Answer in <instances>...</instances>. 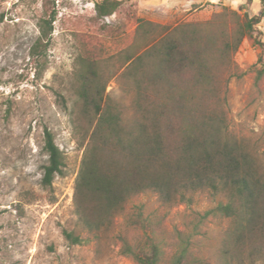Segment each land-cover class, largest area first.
Here are the masks:
<instances>
[{
    "label": "trees",
    "instance_id": "trees-1",
    "mask_svg": "<svg viewBox=\"0 0 264 264\" xmlns=\"http://www.w3.org/2000/svg\"><path fill=\"white\" fill-rule=\"evenodd\" d=\"M260 1L261 12L253 17L224 10L209 20L174 27L141 20L133 42L114 53L80 41L71 79L77 96L72 113L80 124L84 153L74 201L88 233L111 229L127 201L144 191H153L165 207L190 205L196 193L209 191L222 198L193 216L192 230L178 232L177 250L167 264H206L190 244L209 218L230 220L219 251L224 264H257L264 258V162L229 133L227 107L229 81L242 75L234 56L243 39L254 36L264 52L259 33L253 35L264 17ZM122 2L95 1L96 17L115 14ZM230 14L236 17L232 26L226 22ZM55 20L51 12L38 22L40 35L31 48L38 76L48 64ZM120 69L135 88L136 115L130 121L106 90ZM44 150L48 161L42 184L52 190L66 161L47 127ZM128 219L144 230L154 221L144 215L142 205ZM63 233L72 245L90 241L75 230L64 228ZM122 238V251L138 263L166 264L162 241L153 235L148 240L151 252Z\"/></svg>",
    "mask_w": 264,
    "mask_h": 264
},
{
    "label": "rangeland",
    "instance_id": "rangeland-1",
    "mask_svg": "<svg viewBox=\"0 0 264 264\" xmlns=\"http://www.w3.org/2000/svg\"><path fill=\"white\" fill-rule=\"evenodd\" d=\"M97 0H0V264H140L122 251L126 237L135 247L151 252L149 237L162 241L163 262L177 250L178 232L192 230L191 220L214 207L222 198L209 191L195 194L190 205L161 204L147 190L131 197L125 210L114 217L109 230L88 233L75 211V184L84 149L81 129L72 113L77 96L71 79L81 40L114 53L134 40L141 20L174 27L184 22H203L224 10L249 17L260 14V0H122L117 12L98 19ZM56 13L48 64L40 76L31 48L40 35L39 20ZM236 17L226 22L235 25ZM253 35L264 41V17ZM235 61L240 77L229 81L227 107L229 133L237 137L258 162H264V52L254 36L247 35ZM118 70L107 92L121 103L126 121L136 115L135 88ZM61 92L62 97L58 95ZM53 131L64 152L66 166L57 174L53 189L42 184L44 130ZM142 205L152 217L147 229L129 224L128 215ZM201 234L191 240V250L206 264H224L220 257L230 220L209 218ZM90 239L72 245L63 229ZM154 230L155 232H152ZM257 264H264V258Z\"/></svg>",
    "mask_w": 264,
    "mask_h": 264
}]
</instances>
